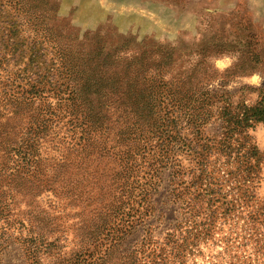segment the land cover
Instances as JSON below:
<instances>
[{"label":"rangeland","instance_id":"1","mask_svg":"<svg viewBox=\"0 0 264 264\" xmlns=\"http://www.w3.org/2000/svg\"><path fill=\"white\" fill-rule=\"evenodd\" d=\"M233 10L216 0H0V131L20 121L11 96L15 109L32 99L56 112L34 152L0 159L14 173L4 189L20 201H6L16 216L0 264H23L29 224L59 225L49 237L67 254L85 226L104 237L119 229L117 160L69 153L67 103L93 128L111 118L141 139L135 192L146 187L154 211L120 243L130 256L118 264H264V124H234L264 106V8L242 0ZM153 172L161 178L143 183Z\"/></svg>","mask_w":264,"mask_h":264},{"label":"trees","instance_id":"2","mask_svg":"<svg viewBox=\"0 0 264 264\" xmlns=\"http://www.w3.org/2000/svg\"><path fill=\"white\" fill-rule=\"evenodd\" d=\"M11 98V102L9 103L12 106L10 110L11 115L15 120L24 121L25 123L22 126L19 124V121L13 125V131L5 130L6 134L4 131H0V159L8 158L11 152H15L14 155H17L25 146L28 147V154L34 152V149L37 148L35 143L40 142L41 138L37 135L41 132L48 133L49 126L47 124H50L52 114H56L51 107L50 111H46L41 107H33L32 99H23L15 109L12 103L16 102L18 98L12 96ZM6 107V105H3L2 108L4 109L0 110V115L6 113ZM62 112V116L67 119V127L70 133L66 146L70 154L82 155L96 149L97 152L103 151L104 156L106 155L117 160L118 168L113 176L114 182L110 183L109 187H113L116 191V193L112 194L113 199L116 197L121 200L118 207V209L121 207V215L118 220L119 229L116 233H110L112 234L111 236L104 237L100 235L106 231L105 227L100 225L99 228V224H94L88 230L87 226H85L84 232L77 236L78 247L69 250L67 254V252H61L62 245L56 244V238L49 237L53 231L57 232L59 225L57 226L56 223L51 221V223L44 226V230L36 232L35 230H31V224H29V235L24 236L19 244L23 255V264H47V262H51V259H54L51 264L121 263L120 261L124 259L123 257L127 258L130 255H119L116 249L141 224L142 220L137 219L141 216L144 218L148 213L151 214L154 211V206L149 202V192L146 191V187L135 192L136 185L139 182V179L136 177L137 173L135 170L137 165L135 161L139 154L144 153V150L137 142L138 140L141 141L140 136L133 128V124L123 127L121 121V124L116 121L112 122L111 118H106V123H99V125L97 124L93 128V124L96 123L83 118V114L79 113L73 103H67ZM254 123L264 124V106L261 103L245 108L238 120L234 122L236 126L242 127L252 126ZM22 131L25 132L22 133ZM7 135L11 136L9 141L10 146L8 144L9 139L6 138ZM24 135H26V138L23 137ZM107 141L109 145H107ZM251 148L250 157H256L254 163H258V152H256L254 147ZM246 163L250 171H253L256 167L255 164H250L248 157L246 158ZM4 164L5 161L0 162V165ZM7 170L8 167H0V235L9 232L10 220L7 217L16 216L14 207L9 206L6 201L11 199L17 204L20 202L15 201V198L8 195L4 189L9 181L14 180L13 171ZM21 177H25V175H21ZM36 178L41 181L39 177ZM153 178L160 179V173H148L146 178L143 177V183L150 184ZM34 185H37V183H34ZM19 186L21 190L18 189V193H22L23 195L27 189H25L26 187L23 182H20ZM67 192H71V189H67ZM135 204L137 206L134 209ZM88 205L89 203H84L83 208L87 209ZM126 209L127 211L125 212ZM251 215H254L253 211ZM0 243H3V245H0V248H4L6 241L2 240Z\"/></svg>","mask_w":264,"mask_h":264},{"label":"crops","instance_id":"3","mask_svg":"<svg viewBox=\"0 0 264 264\" xmlns=\"http://www.w3.org/2000/svg\"><path fill=\"white\" fill-rule=\"evenodd\" d=\"M201 3V0H196ZM242 0H216L217 6L222 12H232L233 9L238 6L239 2ZM246 3H251L255 7L264 8V0H245Z\"/></svg>","mask_w":264,"mask_h":264}]
</instances>
